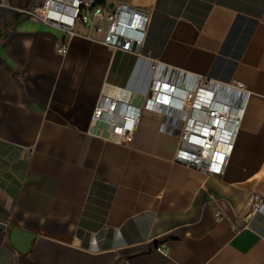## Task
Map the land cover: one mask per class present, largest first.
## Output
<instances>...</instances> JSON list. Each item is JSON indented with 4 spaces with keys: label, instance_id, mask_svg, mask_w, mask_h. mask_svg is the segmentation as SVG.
Masks as SVG:
<instances>
[{
    "label": "crops",
    "instance_id": "0c3cea01",
    "mask_svg": "<svg viewBox=\"0 0 264 264\" xmlns=\"http://www.w3.org/2000/svg\"><path fill=\"white\" fill-rule=\"evenodd\" d=\"M99 1L150 11L140 55L76 23L61 56L21 13L40 0H0V264H264V0ZM155 61L250 91L223 174L177 162L159 112L129 144L89 132L112 87L142 104Z\"/></svg>",
    "mask_w": 264,
    "mask_h": 264
},
{
    "label": "built area",
    "instance_id": "2783aa9c",
    "mask_svg": "<svg viewBox=\"0 0 264 264\" xmlns=\"http://www.w3.org/2000/svg\"><path fill=\"white\" fill-rule=\"evenodd\" d=\"M4 5L0 3V8ZM22 15L52 25L64 32L56 52L65 56L70 41L81 23L99 36L112 50L140 55L151 19L150 11L127 4L106 10L99 0H40ZM153 78L140 106L130 103L136 94L123 87H112L91 116L89 132L101 122L110 125L107 139L129 144L141 121L143 111L163 115L162 129L178 134L174 159L206 174H223L242 124L250 91L241 82L224 83L206 75L167 65L152 64ZM264 198L250 199L251 214L262 208ZM158 250L167 254L166 249Z\"/></svg>",
    "mask_w": 264,
    "mask_h": 264
}]
</instances>
